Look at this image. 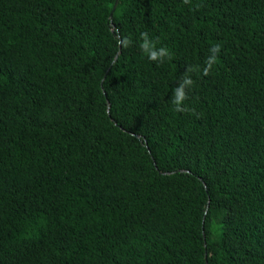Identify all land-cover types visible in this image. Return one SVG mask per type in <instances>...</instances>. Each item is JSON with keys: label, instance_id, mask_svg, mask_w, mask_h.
Listing matches in <instances>:
<instances>
[{"label": "trees", "instance_id": "trees-1", "mask_svg": "<svg viewBox=\"0 0 264 264\" xmlns=\"http://www.w3.org/2000/svg\"><path fill=\"white\" fill-rule=\"evenodd\" d=\"M115 1L0 0V264H264V0Z\"/></svg>", "mask_w": 264, "mask_h": 264}, {"label": "clouds", "instance_id": "clouds-1", "mask_svg": "<svg viewBox=\"0 0 264 264\" xmlns=\"http://www.w3.org/2000/svg\"><path fill=\"white\" fill-rule=\"evenodd\" d=\"M191 0H182L184 5H189ZM196 7H199L197 5ZM158 39L153 40L147 32L140 34V42L138 47L141 53L151 62L164 63L171 59V52L165 46L157 47ZM117 44L121 49H127L132 46L133 41L127 36H121L117 40ZM222 44L220 42L214 43L210 49L209 54L204 60L203 65L189 66L177 81L176 86L172 89L170 103L176 113H189L197 115L194 108L187 105L189 99V92L194 88L195 81L192 79L194 73H200L202 76H208L217 64L218 56L221 52Z\"/></svg>", "mask_w": 264, "mask_h": 264}, {"label": "water", "instance_id": "water-1", "mask_svg": "<svg viewBox=\"0 0 264 264\" xmlns=\"http://www.w3.org/2000/svg\"><path fill=\"white\" fill-rule=\"evenodd\" d=\"M117 4H118V0L115 1L114 6H113V9H112V12L115 10ZM111 15H112V13H111ZM111 15H110V16H111Z\"/></svg>", "mask_w": 264, "mask_h": 264}]
</instances>
